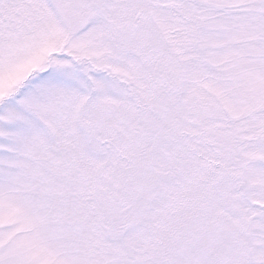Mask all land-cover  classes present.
I'll use <instances>...</instances> for the list:
<instances>
[{
	"label": "snow or ice",
	"instance_id": "6c2138e0",
	"mask_svg": "<svg viewBox=\"0 0 264 264\" xmlns=\"http://www.w3.org/2000/svg\"><path fill=\"white\" fill-rule=\"evenodd\" d=\"M0 264H264V0H0Z\"/></svg>",
	"mask_w": 264,
	"mask_h": 264
}]
</instances>
